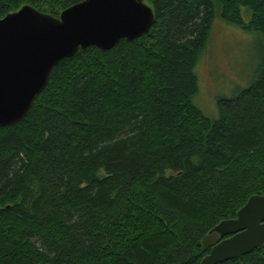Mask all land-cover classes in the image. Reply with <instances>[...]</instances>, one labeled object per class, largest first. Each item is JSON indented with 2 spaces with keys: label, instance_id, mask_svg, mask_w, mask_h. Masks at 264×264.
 Segmentation results:
<instances>
[{
  "label": "trees",
  "instance_id": "16d2710c",
  "mask_svg": "<svg viewBox=\"0 0 264 264\" xmlns=\"http://www.w3.org/2000/svg\"><path fill=\"white\" fill-rule=\"evenodd\" d=\"M81 1L0 0V18ZM144 1L147 34L61 60L0 127V264H199L212 228L264 194V0ZM216 7L261 34L262 58L213 120L192 99ZM218 264H264V244Z\"/></svg>",
  "mask_w": 264,
  "mask_h": 264
},
{
  "label": "water",
  "instance_id": "95a60500",
  "mask_svg": "<svg viewBox=\"0 0 264 264\" xmlns=\"http://www.w3.org/2000/svg\"><path fill=\"white\" fill-rule=\"evenodd\" d=\"M154 23L144 0H83L54 17L23 5L0 18V127L21 121L49 81L54 66L79 50L113 48ZM210 233L219 240L199 264L241 259L264 244V194L251 195L236 217Z\"/></svg>",
  "mask_w": 264,
  "mask_h": 264
},
{
  "label": "rangeland",
  "instance_id": "374dc122",
  "mask_svg": "<svg viewBox=\"0 0 264 264\" xmlns=\"http://www.w3.org/2000/svg\"><path fill=\"white\" fill-rule=\"evenodd\" d=\"M242 17L246 22L250 19L246 7H242ZM261 58V34L227 23L216 7L208 42L195 68L199 90L192 103L208 118L217 119V101L231 98L247 88L258 71ZM218 239V234L212 233L206 240L215 243Z\"/></svg>",
  "mask_w": 264,
  "mask_h": 264
},
{
  "label": "bare ground",
  "instance_id": "6f19581e",
  "mask_svg": "<svg viewBox=\"0 0 264 264\" xmlns=\"http://www.w3.org/2000/svg\"><path fill=\"white\" fill-rule=\"evenodd\" d=\"M114 46H115V45H114ZM114 46H113V47H114Z\"/></svg>",
  "mask_w": 264,
  "mask_h": 264
}]
</instances>
